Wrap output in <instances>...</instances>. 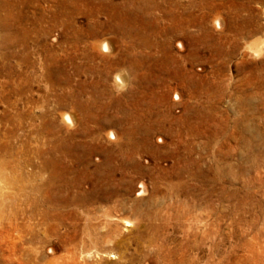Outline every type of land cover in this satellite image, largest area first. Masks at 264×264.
Masks as SVG:
<instances>
[{
	"label": "rangeland",
	"instance_id": "1",
	"mask_svg": "<svg viewBox=\"0 0 264 264\" xmlns=\"http://www.w3.org/2000/svg\"><path fill=\"white\" fill-rule=\"evenodd\" d=\"M263 15L264 0H0V264H264ZM49 179L72 215L56 237L17 194Z\"/></svg>",
	"mask_w": 264,
	"mask_h": 264
},
{
	"label": "bare ground",
	"instance_id": "2",
	"mask_svg": "<svg viewBox=\"0 0 264 264\" xmlns=\"http://www.w3.org/2000/svg\"><path fill=\"white\" fill-rule=\"evenodd\" d=\"M264 16V15H263ZM218 19V18H216ZM217 21V20H216ZM219 22V21H218ZM218 24V23H217ZM215 27V26H214ZM180 46V45H179ZM264 46V41L262 40L260 43H252L249 46V49H251L254 53L259 54L262 50V47ZM182 47V46H181ZM103 48H105V46H103ZM102 48V49H103ZM108 49V48H107ZM100 51V50H99ZM118 78V77H117ZM120 79V78H119ZM118 80V79H117ZM121 81V80H120ZM119 81V82H120ZM175 94V93H174ZM22 124V123H21ZM45 128H48V132L50 133V135L52 136V138L50 139V141L48 142V145L46 146V150L44 151H40L39 155L41 158V165L42 168L46 171L48 170V168L51 170V168L57 164L58 158L56 156V152L58 150L59 144H58V139L56 138V133H57V126L51 121V122H47V121H43V123ZM133 131V130H132ZM112 136V134H110ZM109 136V135H108ZM72 138V137H71ZM117 138V137H116ZM89 139V138H88ZM112 140V137H111ZM114 140V139H113ZM116 140V139H115ZM85 148V147H84ZM121 148V147H120ZM91 152V151H90ZM23 182V181H21ZM58 182V181H57ZM8 183V182H7ZM6 183V184H7ZM9 187V186H8ZM27 188V186L24 185H20L17 188V194L18 197L20 196L23 197V202H21V204H23L25 207L29 208V213L31 217H39V224L40 225H44L45 226V230L46 232L50 233L52 236H57V232L58 229H60V227L63 226V223L67 222L66 220H69L70 217H72V215L69 214H64L62 215L59 212V208L60 206V200H61V196H60V188L57 187L53 181H51L50 179L45 181V182H41L38 185H34L32 187V191L34 192V198H28L25 195V189ZM31 189V188H30ZM1 190V189H0ZM12 190V189H11ZM85 190V189H84ZM30 192V191H29ZM6 194V193H5ZM13 194V193H12ZM63 194V193H62ZM10 195V194H8ZM7 195V196H8ZM1 196V195H0ZM85 197V196H84ZM13 198V197H12ZM7 200H9L8 198H6ZM16 199V198H15ZM22 199V198H21ZM6 200V201H7ZM18 201V200H17ZM22 201V200H21ZM74 198H71L69 195L66 196V198H63V202H64V207H76V204H74ZM13 202V201H11ZM85 202V201H84ZM82 203V202H81ZM2 204V201H1ZM8 204V202L6 203ZM14 203H12L13 205ZM16 204V203H15ZM23 206V207H24ZM4 207V206H3ZM7 207V206H6ZM16 207V205H15ZM5 208V207H4ZM13 208V207H12ZM27 208V209H28ZM9 209V207H8ZM74 209V208H73ZM3 210H1L2 213ZM8 211V210H7ZM12 211V209H11ZM24 211V210H23ZM22 211V212H23ZM14 212V210L12 211ZM15 213V212H14ZM4 214V213H3ZM13 214V213H12ZM11 214V215H12ZM17 215V214H16ZM2 216V215H1ZM29 216V217H30ZM10 217V216H9ZM27 217V216H26ZM25 217V218H26ZM9 219V218H8ZM74 221L76 220L75 217L72 218ZM28 220V218H27ZM35 221V220H34ZM32 222V220H31ZM38 223V222H37ZM39 227V226H38ZM7 228V227H6ZM35 228V227H34ZM71 230L73 231V233L75 232V225L73 224V222L70 221L69 226H67L66 230ZM27 231H25L26 233ZM41 232V231H40ZM66 232V231H65ZM72 233V234H73ZM76 233V232H75ZM94 234V233H93ZM28 235V234H27ZM45 236V235H44ZM77 236V235H76ZM70 237V236H69ZM1 238V237H0ZM96 238V237H95ZM1 240V239H0ZM100 240V239H99ZM77 241V239H76ZM81 241V240H80ZM94 241V240H93ZM79 242V241H78ZM91 242V241H90ZM68 243V242H67ZM86 243L85 241H81V244L84 246ZM89 243V242H88ZM87 243V244H88ZM74 244V243H73ZM94 244V243H93ZM99 244V243H98ZM95 245V244H94ZM70 246V244H69ZM72 246V245H71ZM74 246V245H73ZM90 246V245H89ZM34 252V251H33Z\"/></svg>",
	"mask_w": 264,
	"mask_h": 264
}]
</instances>
